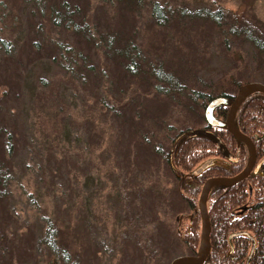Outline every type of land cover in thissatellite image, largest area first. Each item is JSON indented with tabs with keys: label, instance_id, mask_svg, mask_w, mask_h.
<instances>
[{
	"label": "rangeland",
	"instance_id": "1",
	"mask_svg": "<svg viewBox=\"0 0 264 264\" xmlns=\"http://www.w3.org/2000/svg\"><path fill=\"white\" fill-rule=\"evenodd\" d=\"M153 1L175 11L164 24L146 8ZM76 2L101 33L115 29L131 40L139 69L130 74L92 49V72L84 71L38 32L78 47L60 32L50 0H0V163L8 179L0 194V264H45L52 238L45 230L54 228L86 264H141L138 248L167 243L170 253L156 255L163 257L157 264H169L186 252L173 229L172 213L182 206L164 158L151 148L166 151L172 131L205 120L190 89L215 94L222 84L233 93L238 81L264 83V0H137L133 12L111 0ZM200 8L220 11L211 21L178 15ZM156 69L173 72L181 99L156 88L161 81L148 78ZM156 190L168 205L155 200ZM27 237L42 241L40 252L16 256Z\"/></svg>",
	"mask_w": 264,
	"mask_h": 264
},
{
	"label": "trees",
	"instance_id": "2",
	"mask_svg": "<svg viewBox=\"0 0 264 264\" xmlns=\"http://www.w3.org/2000/svg\"><path fill=\"white\" fill-rule=\"evenodd\" d=\"M50 1L52 2L50 14L55 23L60 26V32L61 30L66 31L70 38L75 40V43H78V47L74 50L69 45V41L64 43L62 39L57 40L49 33H46L43 28H40L38 32L43 39L51 40L61 50L64 49L68 59L72 58L81 68H84L85 64L84 71L92 72L91 65L93 63L89 59V51L95 49L94 55H100L101 50H103L108 58H113V61L116 60L114 62L118 66L121 63L123 67H126L130 71V74L134 75L138 71L139 67L135 65L134 57L129 55L132 50V42L125 38V35L119 36L121 33L115 29H105L106 32L101 33V30L98 29L97 22L93 21L90 24L91 20L86 17V11L82 6L80 7V4L76 0ZM111 1H115L118 7L127 5L130 8V12L134 11L131 8L132 6L134 8H136V5L140 7L141 3L137 2V0ZM54 7L59 8L61 11L57 13L52 9ZM146 8L157 19L156 23L159 25L164 24L166 17H169L167 18L168 21L170 16L175 12L171 11L170 7L157 4L156 1H153ZM219 11V9L211 11L210 8H200L192 13H185L184 9H179L178 15L183 17L190 15L197 17V19L205 18L211 21L217 18L215 15ZM96 20L99 21L98 18ZM131 22L133 23V19ZM213 23L215 26H218L217 23ZM39 24L40 22L37 23V25ZM130 30H132V25L124 33L131 35L129 34ZM34 42H36V39H34ZM80 42L84 43L87 51L79 47L81 45ZM116 44L118 47L115 46ZM118 55L123 62H119ZM76 70L81 71L80 68ZM101 74L102 77H105L103 72ZM172 74V71L164 74L163 70L156 69L151 74H148V78L150 79V76H154L155 79L157 78L161 81L159 84L164 82L166 85L162 83L163 85L161 87L157 84L156 88H160L164 94L175 95L176 98L181 99L183 91L181 88L183 85H176L175 81H173L174 79L171 77ZM230 82L227 81V83ZM246 82L238 81L233 93H229L221 88L222 84H220V88L215 94L205 93L198 89H190L189 96L192 98H201V117L203 119V109L211 98L216 96H234L240 86ZM190 101L192 102L191 104L187 100H184V105H188V107L193 106V101ZM228 106L229 103L219 104L213 110L214 115L219 119H224ZM234 123L237 128L252 139L257 160L264 157L263 92L255 91L244 98L235 112ZM168 131L170 132L169 129ZM172 133L173 135L170 138L166 151H163L158 145H155L154 149L152 147L151 150L154 154L160 152L164 158V164L167 166V172L171 176V180H173L175 192L180 199L179 204L182 206V208H178L172 213L174 217V233L178 237V240L186 247V252L183 254H195L200 231L197 198L203 181L211 176H231L238 173L244 168L247 162L248 152L245 144L241 141L236 148L235 141L237 139L224 126H212L205 120H202L197 125L180 127L178 130L172 131ZM167 136L168 134L166 132L165 138ZM236 150H238V158L235 161L224 162L220 159L213 158L214 156L223 157L227 156V154H235ZM208 158H213L215 161L198 175L193 176L191 170L201 161ZM7 180V176L3 174L0 163V194L1 187H4ZM153 192L155 200L161 198L163 204L168 205L164 196L156 193L158 190ZM206 207L210 221L211 246L206 258L200 264H245L252 242L253 248L248 259V264H264V160L257 171L250 172L247 177L234 186L222 184L213 185L207 197ZM155 208H157V205H155ZM158 222L162 225L165 224L163 220H159ZM241 231H247L251 237L239 233ZM45 232L47 235L52 236V238L46 241L47 246H45L43 254V256L47 254L45 264H86L83 263L82 257L80 258L79 256L78 259L75 255H72L64 242L61 241L60 234L56 233L55 228L45 230ZM231 233L235 234L229 238ZM169 235L167 236L168 240ZM121 236L123 239H128L125 233H122ZM29 237L25 238L27 241L24 240L20 243L22 247L17 246L16 256L21 254L32 256L36 252H40L37 249H40L39 246L42 245V241L37 240V244H34L32 242L33 240L29 239ZM149 239L153 240L152 238ZM136 244H138V241H136ZM168 245L169 243L161 247V249H159V246L156 248L155 246L148 245V251L146 253H142L143 250L145 251L144 248H138L140 263L153 264L151 261L153 258L156 261L154 264L159 263V260H162L163 257L156 255L157 251L163 250L164 254H169L170 251L167 249ZM96 251L93 254L95 257L98 255ZM82 252H85V250L83 249ZM85 257L87 258V255Z\"/></svg>",
	"mask_w": 264,
	"mask_h": 264
},
{
	"label": "water",
	"instance_id": "3",
	"mask_svg": "<svg viewBox=\"0 0 264 264\" xmlns=\"http://www.w3.org/2000/svg\"><path fill=\"white\" fill-rule=\"evenodd\" d=\"M261 91L264 93V83L259 81H251L246 82L240 86L237 93L233 96L231 102L229 103L228 110L224 119L217 118L213 110L219 104H226L229 101V97L227 96H216L211 98L205 108H204V118L212 126H224L227 131L237 139V143L241 141L245 144L248 152L247 162L245 167L232 176H211L204 180L201 185L200 192L197 198V210L200 216V231H199V242L196 249V254H183L174 257L169 264H200L207 256L210 250V221L207 212V196L208 192L212 185L222 184L232 186L235 183L241 181L245 177L249 175L251 171L255 172L259 168L260 164L263 162L264 157L257 160L255 146L252 142V139L243 133L239 128L236 127L234 123V115L235 112L240 105V103L244 100V98L252 92ZM238 155V154H237ZM237 155L232 157L231 155L228 157L230 159L237 158ZM214 161L213 158H208L201 161L197 164L192 170L191 174L193 176L198 175L202 172L207 166L212 164ZM239 233L246 234L249 237L250 234L247 231H241ZM235 233H231L229 238L232 237ZM252 239V238H251ZM253 242L251 244V248L249 254L247 256L245 264H248V259L252 252Z\"/></svg>",
	"mask_w": 264,
	"mask_h": 264
},
{
	"label": "flooded vegetation",
	"instance_id": "4",
	"mask_svg": "<svg viewBox=\"0 0 264 264\" xmlns=\"http://www.w3.org/2000/svg\"><path fill=\"white\" fill-rule=\"evenodd\" d=\"M232 98H233V95H231V96H229V101H228V103H230L231 102V100H232ZM235 145H236V148H237V145H238V143H237V140L235 141ZM238 150H236V152H235V154H227V156H223V157H218V156H214L213 158L214 159H220V160H222V161H224V162H231V161H235V160H237V158H238ZM228 155L230 156H232V157H234V156H236L237 155V158H235V159H230L229 157H228ZM215 161V160H214ZM246 165V164H245ZM245 167V166H244ZM242 170V169H241ZM252 172V171H251ZM235 175V174H234ZM232 176V175H231ZM204 182V181H203ZM240 182V181H239ZM238 183V182H237ZM237 183H235V184H237ZM234 184V185H235ZM234 185H232V186H234ZM213 188V185L211 186V188H210V190H209V192L211 191V189ZM209 192H208V194H209ZM208 197V196H207Z\"/></svg>",
	"mask_w": 264,
	"mask_h": 264
}]
</instances>
